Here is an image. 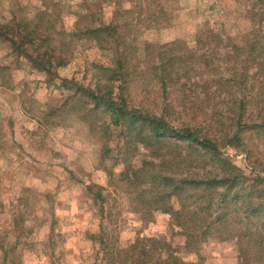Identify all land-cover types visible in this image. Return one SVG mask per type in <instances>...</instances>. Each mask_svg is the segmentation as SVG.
I'll use <instances>...</instances> for the list:
<instances>
[{
    "label": "rangeland",
    "instance_id": "obj_1",
    "mask_svg": "<svg viewBox=\"0 0 264 264\" xmlns=\"http://www.w3.org/2000/svg\"><path fill=\"white\" fill-rule=\"evenodd\" d=\"M141 1L139 5L137 0H0V24L13 16L25 20L38 18V15L47 12L56 24V27L50 24L48 28L70 30L73 26L70 18L63 20L65 26L57 18L66 17L72 11L88 13L87 9L94 13L101 11L107 18L117 13L119 21L130 26L124 27V30L122 26L120 30L132 46L141 47L147 42L158 49L163 45L174 48V43H183L193 52L196 51L198 56L205 54L209 58L206 63H197L190 79H170L166 81L164 89L156 82L143 85L142 77L145 74L149 78V70L144 74L129 71V80L135 79L125 91L130 106L148 109L155 114H160V109L165 108L167 119L174 126L211 128L210 133L219 142L233 134V129H226L229 126L236 131L237 114L245 117L243 123L250 128V107L248 110L233 107L226 89H212L208 96L201 92L200 79L213 78L219 72L221 79L228 80L232 73L228 71V58L222 47L213 54L207 48L197 50L200 48L196 45L205 30H222L221 22L226 23L222 34L239 42L244 32L236 34L235 31L251 27L245 19L246 0ZM134 6H138L135 13ZM140 7L143 10L141 14ZM160 8L166 16L160 15ZM151 14L161 17L164 24L162 29L144 30L146 18ZM130 18H134V21L131 22ZM261 34L264 37V24ZM73 48L80 53V66L65 67L62 72L77 79V84H90L92 76L84 77V71L90 70L93 57L91 44L85 40L75 41ZM148 61L149 58L142 55L139 67L144 70V62ZM28 70L26 60L16 56L8 42L0 39V264H107L106 260L99 261L100 256L96 252L98 243L90 239L92 235H106L109 249L114 246L125 249L138 238H148V241L154 238L168 243L173 249L171 254L184 261L240 264L237 238L228 233L229 225H233L230 228L233 232L250 228L249 234L253 239L246 238L245 242L251 252L248 264H264V242L261 245L255 242L258 235L264 238V210L261 208L259 215L249 217L239 227L237 222L226 224L232 213L243 219L247 209L258 207V194L251 191L255 182L248 179L239 185L234 189L238 197L233 199L230 195L221 205L224 190L209 189L207 193L210 195H207L203 205L212 203L213 212L224 208L226 212L221 219L227 221L219 223L214 229L218 232L213 231L214 235L198 248V253H189L175 221L157 209L165 201L164 198L155 207L156 190H153L149 180L140 179L131 183L124 175L128 171L126 168L131 166L128 171L130 176L132 168L139 167L143 158L155 163L160 158L152 157V149L141 146H137V152L131 149L127 154L114 138V133L105 146L97 128L109 120L99 111L96 115L91 114L93 126L74 111L58 109L54 115H50L48 111L59 108L72 92H65L61 100L58 97L62 90L55 87L48 89L46 77L41 74L29 75ZM254 70L250 69L249 73ZM230 86L232 91H236V98H241V93L237 91L239 89L232 84ZM260 108L263 107L258 106V111ZM252 110L255 111L256 107L253 106ZM228 118H234L232 124ZM216 122H221L223 126ZM249 132L254 135L257 131L253 128ZM96 133L97 137L94 136ZM256 144L258 141L253 138L247 141L246 146ZM179 146L175 147V152L168 145L163 148L166 154L163 159H175L171 174L176 183L197 172L202 175L209 169H215L213 165L208 166L207 159L201 158L199 153L195 154L191 147L185 144ZM258 146L257 149L261 150L262 145ZM106 149L109 153L103 158ZM222 155L234 166L247 171L248 178L255 174L264 177V172L253 170L248 164L244 152L230 147L223 149ZM203 190L191 187L179 190L177 203L180 206L185 200L192 205ZM245 194H250L247 199L250 201H243ZM206 216L199 212L198 219L203 226L214 218L213 215ZM156 247L155 256L160 252L159 246Z\"/></svg>",
    "mask_w": 264,
    "mask_h": 264
},
{
    "label": "trees",
    "instance_id": "obj_2",
    "mask_svg": "<svg viewBox=\"0 0 264 264\" xmlns=\"http://www.w3.org/2000/svg\"><path fill=\"white\" fill-rule=\"evenodd\" d=\"M137 1H139V5L142 4L141 0ZM245 5L247 7L245 8V19L251 27L247 30L242 27L239 31H235L236 34L244 32L239 42L227 34H222L221 31H224L223 28L226 26L225 22H221L222 30L217 28L205 30L202 38H198L196 41V45L200 48L197 50L200 51L207 48L210 53L214 54L218 53L222 47L228 58V71L232 73L228 80L221 79L219 72L214 74L213 78L204 81L200 79L201 92L208 96L212 89L221 91L226 89L230 94V102L233 107L238 106L246 110L250 107V119L247 118L249 119L248 124H251L250 128L243 123L245 117L242 114H237L235 116V118L237 117L235 125H238L236 131L234 132L233 126L226 128L229 131L233 129V134L223 138L220 142L215 140L214 134L210 133L211 128L199 129L195 126L189 128L187 125L176 127L168 121L165 108L160 109V114H155L148 109L130 106L125 98L128 85L135 80H129V71L132 74L138 72L144 74L149 70L151 73L149 78L145 74L142 77L145 82L143 85L156 82L161 89H164L167 85L166 81L170 79L180 77L190 79L189 76L194 73L197 63L208 61L209 58L207 59L205 54L198 56L196 51L193 52L183 43H174L176 46L174 48H165L163 45L158 49L152 48V45L147 42L141 47L132 46L131 43H127L126 36L120 30L122 26L123 30L124 27L130 26L125 22H120V16H117V13L107 18V15L101 11L94 13L87 9L88 13L80 12L81 10L72 11L66 17L57 18L63 26H65L63 20L66 21L70 18L71 25H73L70 30L48 28V25L52 24L53 26L55 23L47 12H43L42 16L38 15V18L25 20H18L16 16H13L7 22L0 24V39L8 42L11 51L16 56L26 60L29 75L41 74L44 78L46 77L45 82L49 84L48 89L55 87L62 90L58 97L60 99L67 92H72L63 102L59 101L62 102L59 108L48 111L50 115H54L58 109L63 112L74 111L82 120L93 126L91 114L96 115L99 111L109 120L97 128L103 136L99 137L103 139L105 146L114 133L116 134L114 138L120 143L119 146L126 149L127 154L131 149L137 152V146H141L145 149H152V157L160 158L158 163L143 158L139 167L132 168L130 176L128 171L131 170V166L126 168L128 171L123 174L131 183L140 179L142 181L149 180L153 190H156L153 204L155 207L159 206L160 201L164 198L165 201L157 209H161L164 214L169 216L170 220L175 221L181 230V235L186 242V250L189 253H198V248L204 245L210 236L214 235L213 231L218 232L214 229L218 227L219 223L227 221L221 219L226 212L224 208L216 209L213 212L212 203L203 205L207 195H210L207 193L210 191L209 189L224 190L221 195V205L230 195L233 199L238 197V192L234 189L239 185H243L248 179L255 182L252 186L254 190L251 191L258 194V207L251 208L249 211L247 209L243 219L232 213L226 224L237 222L236 225L239 227L244 225L249 217L259 215L262 212L261 208L264 210V177L255 174L252 178H248L247 171L234 166L228 158L222 155L225 148L233 147L235 151L238 149L246 154V161L253 167V170L256 169L255 171L259 173L264 172V37L261 34L262 24H264V0H246ZM147 9H149V5ZM137 10L138 6H134L133 12L135 13ZM142 12L140 7V14ZM160 15L166 16L165 11L161 8ZM169 16L168 14V19H170ZM130 19L131 22L134 21V18ZM146 19L147 24H145L144 30L145 28L162 29L164 25L161 17L159 18L157 15L151 14ZM136 23L137 20L134 24ZM54 26L56 27V24ZM83 40L91 44L93 51V57L89 64L90 70L84 71V77L92 76V82L86 85L77 84V81L75 82L77 79L62 72L65 67L80 66L81 56L78 50H74L73 45L75 41ZM142 55L149 58L148 62H144L146 65L144 70L139 67V59ZM253 68L255 70L249 73V70H253ZM230 84L239 89L237 91L241 93V98H236V91H232ZM87 101L90 103L88 104ZM228 105L231 106L230 103ZM253 106L256 107L255 111L252 110ZM258 106L263 108L258 111ZM228 120L232 124L234 118H228ZM216 124L223 126L221 122H216ZM253 128L257 131L254 135L249 132ZM96 135L98 134H94V136ZM253 138L262 145L261 150L257 149L258 144H256L257 146H246L247 141ZM181 144L191 147L195 154H201V158L207 159L208 166L213 165L215 169L212 171L209 169L202 175L197 172L194 176L184 178L176 183L173 174H171L175 159H163L166 157L163 148L168 145L175 152V147H180ZM108 153L109 150L106 149L103 158ZM187 154L193 156L191 153ZM190 187L192 189L203 188L204 190L201 196L195 199L194 204L189 205L183 200V204L179 206L177 203L178 191ZM259 187L262 190H255ZM249 197L250 194H245L242 199L250 201L247 200ZM200 211L205 213L206 217L214 216L207 221L209 223L205 226L198 219ZM230 228L228 230L230 236L237 238L236 247L239 252L240 264H248L251 252L245 242L246 238L253 239L252 234H249L250 228L243 232L239 230L233 232ZM261 237L258 235L255 238L256 244H263L264 238ZM90 239L98 243L99 248H96V252L100 256L99 261L106 260L107 264H202L199 260L184 261L174 257L171 254L173 249L168 243L154 238H150L149 241L148 238H138L125 249L116 246L109 249L106 235H92ZM140 240L144 241L140 242ZM156 246L160 248L157 256L154 255L157 250Z\"/></svg>",
    "mask_w": 264,
    "mask_h": 264
}]
</instances>
